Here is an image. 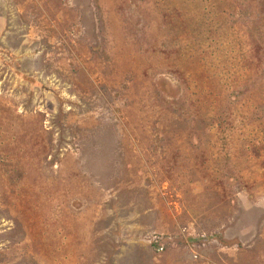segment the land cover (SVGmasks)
<instances>
[{
    "label": "rangeland",
    "instance_id": "1",
    "mask_svg": "<svg viewBox=\"0 0 264 264\" xmlns=\"http://www.w3.org/2000/svg\"><path fill=\"white\" fill-rule=\"evenodd\" d=\"M0 264H264V0H0Z\"/></svg>",
    "mask_w": 264,
    "mask_h": 264
}]
</instances>
